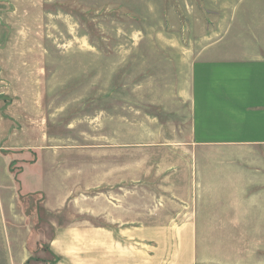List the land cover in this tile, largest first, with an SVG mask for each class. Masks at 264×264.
Returning <instances> with one entry per match:
<instances>
[{
    "label": "rangeland",
    "instance_id": "rangeland-1",
    "mask_svg": "<svg viewBox=\"0 0 264 264\" xmlns=\"http://www.w3.org/2000/svg\"><path fill=\"white\" fill-rule=\"evenodd\" d=\"M256 2L0 0V109L21 114L0 120L14 264H97V234L82 229H96L99 217L81 208L97 210L98 148L113 138L115 191L128 198L137 190L139 221L147 209L149 221L177 210L167 200L192 158L173 147L190 136L191 65L227 34L226 47L241 49L244 27H256ZM56 174L73 202L49 211L31 189L50 187ZM196 251V264H264V232H198Z\"/></svg>",
    "mask_w": 264,
    "mask_h": 264
},
{
    "label": "crops",
    "instance_id": "crops-1",
    "mask_svg": "<svg viewBox=\"0 0 264 264\" xmlns=\"http://www.w3.org/2000/svg\"><path fill=\"white\" fill-rule=\"evenodd\" d=\"M256 3V27H244L241 49L226 47L232 42L227 34L191 65L190 136L188 143L184 139L173 147L192 158L183 163L184 185L174 184L173 199L167 200L176 203L174 213L149 221L155 213L147 209L146 219L139 221L137 190L131 189L128 198L115 191L121 166L111 154L120 146L114 138L99 146L98 207L81 208L99 217L96 229H82L97 234V264H196L198 232H264V0ZM7 107L6 114L0 109V120L5 115L19 119L21 114L13 116ZM151 163L146 162L147 170L155 168ZM56 176L50 187L31 189L44 193L43 207L49 211L73 202L71 191L61 188L64 176ZM1 188L0 181V264H14Z\"/></svg>",
    "mask_w": 264,
    "mask_h": 264
},
{
    "label": "trees",
    "instance_id": "trees-1",
    "mask_svg": "<svg viewBox=\"0 0 264 264\" xmlns=\"http://www.w3.org/2000/svg\"><path fill=\"white\" fill-rule=\"evenodd\" d=\"M9 169H10V170H12V169L10 168V165H9ZM28 261H29V260H27L25 264H27V263H28Z\"/></svg>",
    "mask_w": 264,
    "mask_h": 264
}]
</instances>
